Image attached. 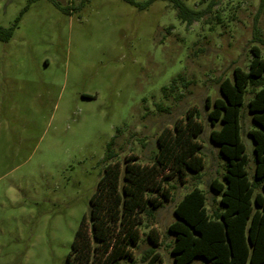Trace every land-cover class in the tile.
I'll use <instances>...</instances> for the list:
<instances>
[{
    "label": "rangeland",
    "instance_id": "1",
    "mask_svg": "<svg viewBox=\"0 0 264 264\" xmlns=\"http://www.w3.org/2000/svg\"><path fill=\"white\" fill-rule=\"evenodd\" d=\"M53 1L0 0V27L19 20L12 37L0 40V264H66L107 153L116 155L122 170L133 155L151 165L159 135L196 110L206 167L199 179L170 181L173 201L142 228L144 241L135 250L139 260L155 229L165 264H175L168 230L177 204L199 188L210 209L209 185L225 173L212 139L221 122L211 116L227 107L224 92H237L235 72L249 73L256 58L264 63V45L253 41L255 29L264 39L260 0H219L190 27L165 0L145 9L123 0ZM180 74L184 81L165 97L163 88ZM237 96L251 179L256 164L249 133L255 126L248 104L254 93L248 86Z\"/></svg>",
    "mask_w": 264,
    "mask_h": 264
},
{
    "label": "trees",
    "instance_id": "2",
    "mask_svg": "<svg viewBox=\"0 0 264 264\" xmlns=\"http://www.w3.org/2000/svg\"><path fill=\"white\" fill-rule=\"evenodd\" d=\"M123 1L145 9L154 0ZM165 1L187 27L204 20L219 3L201 0L206 6L198 9L184 0ZM263 10L264 0H260L259 13ZM18 21L11 28L0 27V40L6 42L12 37ZM253 41L264 45L258 29ZM256 59L249 73L235 72L237 92L243 94L250 86L254 93L248 110L255 126L249 133L254 142L255 171L250 179L239 133L241 98L236 97L235 90L233 95L226 91L227 107L221 105L211 116L221 122L212 139L219 147L225 173L221 181L209 185L214 193L210 209L206 191L199 188L177 204L176 222L168 230L174 236L168 246L175 264H264V198L253 199L256 191L264 192V63ZM180 81H184L181 74L163 88L164 96L175 92ZM203 130L198 112H189L185 123L177 122L159 135L158 152L151 165H142L133 155L125 159L122 170L120 161H114L116 155L108 152L104 172L90 199V213L80 221L66 264H165L155 229L147 233L151 246L139 260L135 250L144 241L142 228L149 227L147 222L155 213L173 201L176 185L170 181L177 178L186 183L190 176L201 177L206 162L198 137Z\"/></svg>",
    "mask_w": 264,
    "mask_h": 264
}]
</instances>
